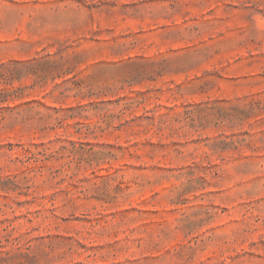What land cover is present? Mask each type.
<instances>
[{"label":"rangeland","instance_id":"1","mask_svg":"<svg viewBox=\"0 0 264 264\" xmlns=\"http://www.w3.org/2000/svg\"><path fill=\"white\" fill-rule=\"evenodd\" d=\"M0 264H264V0H0Z\"/></svg>","mask_w":264,"mask_h":264}]
</instances>
